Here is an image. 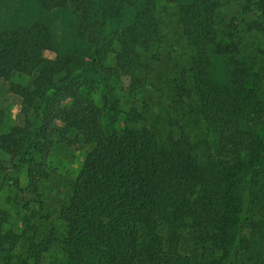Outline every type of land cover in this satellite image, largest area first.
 <instances>
[{"label": "trees", "instance_id": "obj_1", "mask_svg": "<svg viewBox=\"0 0 264 264\" xmlns=\"http://www.w3.org/2000/svg\"><path fill=\"white\" fill-rule=\"evenodd\" d=\"M239 1L264 36V0ZM226 3L39 0L73 7L79 48L65 50L43 20L0 29V81L33 80L21 96L33 117L0 135V152L27 165L24 192H38V158L55 144L84 150L56 210L62 235L29 248L36 264L52 250L50 264H264V94ZM84 44L99 49L74 74ZM245 224L256 241L239 256ZM10 228L0 208V264L18 243Z\"/></svg>", "mask_w": 264, "mask_h": 264}, {"label": "rangeland", "instance_id": "obj_2", "mask_svg": "<svg viewBox=\"0 0 264 264\" xmlns=\"http://www.w3.org/2000/svg\"><path fill=\"white\" fill-rule=\"evenodd\" d=\"M239 0H227L225 11L236 9V19L242 20L243 32L241 37L240 58L243 64L251 70L253 81L259 83L264 94V36L260 33L249 31L247 25L252 15L243 10V4ZM36 20H43L49 23L54 32L56 46L65 50L78 47L73 32V24L76 16L72 6L61 9L44 10L39 5V0H0V29L17 27L30 24ZM95 47V48H94ZM80 48L77 54L81 57L74 74L78 73L82 66L91 67V61L95 59L99 48ZM222 63L217 69L221 70ZM124 87L127 85L128 76H124ZM32 77L17 75L9 82L0 81V135L10 132L13 128L26 125L27 113L29 120L33 117V111L27 106L28 112H24L26 105L23 103L22 95L33 88ZM89 90L88 88H85ZM92 95L96 101L102 98V88H93ZM122 98L123 108L131 104V96L126 90L119 89ZM36 101V105H38ZM102 104V101H101ZM161 106V103L155 108ZM31 111V112H30ZM262 122L257 124L258 134L264 137V115ZM0 152V208L6 210L10 215L11 232L17 238L16 247L8 253L4 262L6 264H36L35 255L32 249L34 244L40 243L56 232L57 236L62 235L63 226L58 219L57 208L65 199L69 183L77 176L81 161L84 158V150L81 147L63 148L60 144L47 153L43 154L40 161L43 180L41 181L36 194L25 193L29 184L27 165L16 160H9ZM55 230V231H53ZM256 241L248 224H245L241 233L238 255L249 251ZM51 254V255H50ZM264 258V248L261 253ZM58 257L57 251L52 250L45 254L39 264H50Z\"/></svg>", "mask_w": 264, "mask_h": 264}]
</instances>
